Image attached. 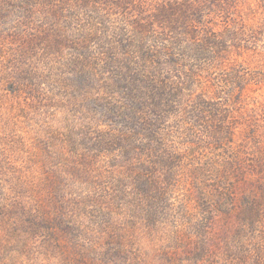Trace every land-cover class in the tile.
I'll list each match as a JSON object with an SVG mask.
<instances>
[{
    "label": "rangeland",
    "instance_id": "obj_1",
    "mask_svg": "<svg viewBox=\"0 0 264 264\" xmlns=\"http://www.w3.org/2000/svg\"><path fill=\"white\" fill-rule=\"evenodd\" d=\"M0 264H264V0H0Z\"/></svg>",
    "mask_w": 264,
    "mask_h": 264
}]
</instances>
